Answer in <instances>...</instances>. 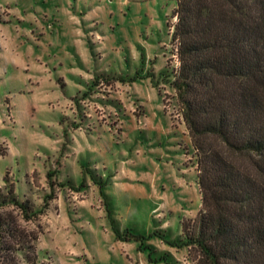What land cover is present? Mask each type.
<instances>
[{
  "label": "rangeland",
  "instance_id": "374dc122",
  "mask_svg": "<svg viewBox=\"0 0 264 264\" xmlns=\"http://www.w3.org/2000/svg\"><path fill=\"white\" fill-rule=\"evenodd\" d=\"M175 0H0V187L9 172L49 264L151 262L120 229L182 238L201 205L195 156L167 82ZM48 171L53 172L49 179ZM97 181L105 184L106 197ZM53 182V186L50 183ZM144 243L171 264L186 246ZM23 264H30L24 262Z\"/></svg>",
  "mask_w": 264,
  "mask_h": 264
},
{
  "label": "trees",
  "instance_id": "16d2710c",
  "mask_svg": "<svg viewBox=\"0 0 264 264\" xmlns=\"http://www.w3.org/2000/svg\"><path fill=\"white\" fill-rule=\"evenodd\" d=\"M171 15L175 64L168 71L167 59L165 72L193 148L201 205L181 220L176 240L158 231L120 230L106 202L112 231L117 240L139 241L151 262L171 264L167 253L154 257V247L144 243L157 235L186 246L193 264H264V0H175ZM3 182L0 264H49L38 258V234L19 217L44 213L51 194L32 210L8 170ZM97 183L106 197L105 183Z\"/></svg>",
  "mask_w": 264,
  "mask_h": 264
}]
</instances>
